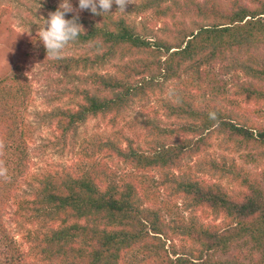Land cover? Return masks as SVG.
Returning a JSON list of instances; mask_svg holds the SVG:
<instances>
[{"label":"trees","instance_id":"trees-1","mask_svg":"<svg viewBox=\"0 0 264 264\" xmlns=\"http://www.w3.org/2000/svg\"><path fill=\"white\" fill-rule=\"evenodd\" d=\"M117 10L115 4L101 15L83 10L78 23L85 32L62 59L47 58L37 40L36 59L46 74H59L51 86L61 88L54 95L59 104L38 112L41 126L52 130L45 148L60 156L77 151V164L30 174L26 156L15 159L18 139L28 142L21 106L32 86L24 66L0 77V165L7 169L0 176V219L13 209V221L27 228L29 247L12 249L0 264H244L238 258L214 260L234 246L245 249L237 252H245L249 264H264L260 175L226 156L173 173L211 148L214 138L246 150V163H264V116L260 122L238 116L221 101L226 90L212 73L218 67L225 75L234 73L236 81L250 80L237 82L233 95L264 107V0H134L126 13ZM149 16L163 22L162 36L148 28ZM168 82L175 87L162 105L175 124L164 125L156 115L129 122L133 138L124 128L118 136L81 132L91 120L113 116L114 124L135 105L146 108ZM209 112L217 119H209ZM154 170L157 180L149 175ZM197 174L228 178L244 191L230 193ZM162 188L182 199L187 216L172 215ZM199 212L222 224L203 222ZM178 238L185 244L178 246Z\"/></svg>","mask_w":264,"mask_h":264},{"label":"rangeland","instance_id":"rangeland-1","mask_svg":"<svg viewBox=\"0 0 264 264\" xmlns=\"http://www.w3.org/2000/svg\"><path fill=\"white\" fill-rule=\"evenodd\" d=\"M241 1L244 4H251V0ZM61 2L62 0H0V77L4 74L8 75L11 68L17 65L24 66L23 73L27 78L28 84L32 86L29 100L25 102V105L22 104L21 106L23 121L27 128L26 135L28 136V142L26 143L24 140L18 139L20 137L19 134L17 137V143H19L21 149L15 153L18 154L17 157L14 156L15 159L24 158L26 156L27 172L30 174L38 172L43 168L71 166L77 164L80 158L77 151L66 152L63 156H60L54 150L46 149L45 145L48 139L52 138V130L48 127L41 126L38 118V112L50 109L59 104V102L55 101L54 95L61 88L59 85L51 86L52 80H56L59 74L55 72L50 73V76L46 74L44 72L45 68L43 64L36 59L39 52H36L35 50H37L39 30L43 28L44 19H48V14L52 12L51 7L58 8ZM70 3L73 8L77 10L78 16H83V10H79V0H70ZM130 5L131 4L128 6ZM77 12L72 13L77 15ZM151 16L147 18V21L149 20L151 22ZM137 20V22H139L142 18H138ZM176 20H182L180 14L177 15ZM190 21V19L186 20L189 27L192 26ZM197 21L204 23L201 19H197ZM168 22L169 27H172L173 19L168 18ZM162 27L163 22L157 21L154 18L151 24H148V28H153L154 32L159 36H162ZM32 51L35 52V56L26 58L28 57L26 54ZM116 63H119V61H116ZM218 69L219 68L216 67L212 73L217 75V81L220 82L217 86H222L223 89L225 88L227 95L223 96L221 101L228 107L233 106L235 110L240 113L238 116L246 114L251 120L260 122L259 120H262V117L264 116V107L247 102L245 97L233 95L236 89L234 86L237 82L243 83L249 82L250 80L240 79L239 81H236L234 73L225 75L219 72ZM108 71L114 73L113 69ZM166 85L165 93L151 96L150 102L146 108H142L140 105H135L132 110L125 113V117L119 118L117 123L114 124L109 121L113 116H109L105 120L102 118L91 120L81 129V132L83 135L87 136L95 133L118 136L117 133L120 129L124 128L125 134L129 138H133V132L130 130L129 122L134 118L144 120L156 115L161 119L164 125L171 126L172 124H175L178 120L167 117L166 110L162 105L163 101L170 97V92L175 86H172L169 82ZM200 100L202 99L200 98L199 101ZM175 139L176 137L169 139V142ZM221 142L222 139L214 138L213 146L211 148L187 159L186 162L184 161V167L182 169L173 170V173L178 175L183 171L188 172L191 170L189 167L195 168L197 163L207 161L212 156H226L228 159L234 160L238 166L250 170L253 174L260 175L258 176V179L262 181L264 185V163H246L244 157L246 155V150L239 149L238 147L232 148L227 144L221 145ZM122 146L123 148H126L127 144L124 143ZM143 146L147 147L146 143ZM16 167L14 163V165H12V176L17 173ZM123 167H125L123 161L119 162V168ZM125 171L130 172L129 168L125 169ZM159 174L160 173L156 170L149 173V175L155 177L156 180L160 178ZM195 174L196 173L193 175ZM197 176L208 182L222 185L230 193H240L244 191V188L239 184L230 181L228 178L214 177L209 174H197ZM163 188L160 191V195L162 200L163 198L165 200H167V198L169 199L170 207H172V215L175 216L180 214L182 216H187L188 213H185L182 210V199H175L171 196L170 192ZM24 190L27 193L31 191L27 185L24 186ZM12 212L13 209H10V214H5L0 219V257L2 258H5L6 255L10 254L12 249H15V251H27L29 248L27 244V228L20 227L19 224L13 221L11 216ZM197 215L203 222L219 225L222 224L221 218L218 220H215L213 217L204 219L200 212L197 213ZM168 218L171 217L169 216ZM176 240L178 246L185 244L182 238ZM238 249L245 251L243 248L234 246L230 253L227 255L217 254L214 260L224 261L227 259L231 260L238 258L239 260L237 261L249 264L250 259L247 254L245 252H237ZM255 258L257 259L258 255Z\"/></svg>","mask_w":264,"mask_h":264},{"label":"clouds","instance_id":"clouds-1","mask_svg":"<svg viewBox=\"0 0 264 264\" xmlns=\"http://www.w3.org/2000/svg\"><path fill=\"white\" fill-rule=\"evenodd\" d=\"M113 4L118 6L116 12L126 13L127 6L134 4V0H79V10L87 9L94 15H101L111 13ZM70 12H77V10L73 8L70 0H62L57 10L50 12L48 19H44L43 28L39 30L40 41L49 59H62L68 45L75 42L85 32L83 26L78 23V12L72 19L65 18ZM208 116L211 120L217 119L215 112H209ZM2 148L3 143L0 142V149ZM6 172L7 169L0 165V176H6Z\"/></svg>","mask_w":264,"mask_h":264}]
</instances>
